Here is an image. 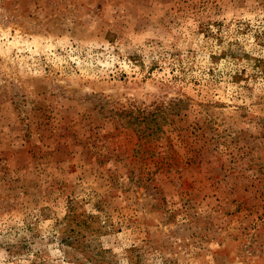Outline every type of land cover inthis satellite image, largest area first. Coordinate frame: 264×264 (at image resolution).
Segmentation results:
<instances>
[{
  "label": "rangeland",
  "instance_id": "374dc122",
  "mask_svg": "<svg viewBox=\"0 0 264 264\" xmlns=\"http://www.w3.org/2000/svg\"><path fill=\"white\" fill-rule=\"evenodd\" d=\"M0 264H264V0H0Z\"/></svg>",
  "mask_w": 264,
  "mask_h": 264
}]
</instances>
